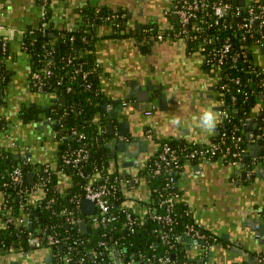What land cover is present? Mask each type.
I'll use <instances>...</instances> for the list:
<instances>
[{"label": "crops", "instance_id": "0c3cea01", "mask_svg": "<svg viewBox=\"0 0 264 264\" xmlns=\"http://www.w3.org/2000/svg\"><path fill=\"white\" fill-rule=\"evenodd\" d=\"M85 1L95 6L120 8L128 15V34L116 33L107 23L96 27V55L102 67V90L108 99L122 100L125 105L123 111L116 109L119 112L117 118H109L108 113H104L107 128L109 123L114 125L108 130L116 133L110 135L105 144L115 145L121 128L145 142L143 150L139 146L133 148L132 151H140L138 156L117 152L115 157H108L110 171L130 176L124 184V204L144 216L147 211L144 202L151 196V186L146 178H139L137 173L159 152L161 142L175 140L185 146L206 145L221 131L223 102L216 90L217 75L214 69L205 68V54L200 49L189 51L184 38L159 40L154 35L145 34V44H140L142 40L137 25H147L149 29H174V16L177 15L174 0H52L58 22L66 27L78 23L80 18L74 9ZM245 1L248 4L258 0ZM41 13L42 9L35 0H4L0 3V24L28 29L40 24ZM253 55L254 62L264 68V39L253 47ZM6 65L10 74L8 83L0 90L6 101L4 106H0V149L9 150L16 157H31L38 165L56 169L59 145L63 139L59 138L55 130L56 122L44 111V107L54 105L51 100L57 99V96L33 88L30 55L23 50L19 38L10 44ZM134 82L140 87L133 89ZM158 85L167 94V103L162 109L147 100L150 87L157 89ZM152 105L156 106L153 114L146 115ZM24 109L39 110L38 118L27 122L22 120L20 112ZM208 109L218 115V124L211 133L199 124L201 114ZM260 111L261 104L243 123V132L247 137L245 125L255 121L254 139H247V154H251L252 162L257 161L258 167L253 177H247L239 167L221 158L198 163L183 162L177 184L184 193L190 214L203 230L220 240L213 245L206 244L209 250L203 246L204 251L199 249V245L182 241L190 264H264V245L259 242L264 236H258L264 229V172L260 170L264 168V146L259 148L257 159L252 156L257 151L254 144H263L258 134ZM176 118L181 121L179 126L171 123ZM120 123L126 124L121 127ZM149 130L152 131L150 136ZM126 140H130V136ZM107 149V154L112 152ZM59 171V189L62 195H68L73 189V182L67 173ZM98 178L99 175H96L92 180L97 181ZM41 197L40 193L32 196L33 201ZM2 200L0 192V203ZM38 247L41 246L35 248ZM32 250L29 253V250L0 252V264L12 261L19 264H54V256L52 263L47 262L48 257L53 255L51 248L41 257L35 260L29 257L28 260Z\"/></svg>", "mask_w": 264, "mask_h": 264}, {"label": "trees", "instance_id": "16d2710c", "mask_svg": "<svg viewBox=\"0 0 264 264\" xmlns=\"http://www.w3.org/2000/svg\"><path fill=\"white\" fill-rule=\"evenodd\" d=\"M2 1L4 0H0V3ZM35 1L38 5L42 4V0ZM207 1L209 7L198 11L197 16L192 18L188 25L184 26L178 19L177 22L175 21L174 29L154 27V33L163 31L165 34L163 40L169 41L185 37L189 51L200 49L205 54V68L214 69L217 75L218 98L223 102V108L230 116L223 123L221 131L212 137L211 142H219L225 149L229 148L234 153H241L238 159L245 163L246 167H251L252 159L245 157L248 141L243 132V123L244 119L253 114L254 108L261 104L258 128L264 132V68L254 62L253 55V47L257 45L260 35L246 34L239 26L241 21L237 20L234 12L217 20L212 6L218 0ZM222 1L236 6L240 0ZM253 2L264 3V0ZM174 3L179 4V0H174ZM46 8L48 18L57 13L52 0H47ZM74 12L82 24H92L90 30L85 31L82 27L71 30L69 26L51 21L46 32L41 30L39 24L28 27L24 36L22 48L30 55L33 88L41 92L55 93L57 98H65L57 101L49 113L50 118L58 123L55 130L60 132L58 136L63 140L59 145L57 168H49V172L44 174L46 186L33 193L42 195L36 201H33V194L29 193L33 185L38 183V177L34 180V184H30L27 175L30 172L35 173L37 164L16 157L9 150L0 149V191H5L8 206L14 215L18 219L29 217L35 226L33 231H30L28 226H18L17 223L0 228V251L32 250L31 236H39L41 246H49L45 236L47 233H52L58 241L57 245L49 246L54 253V264H67L64 260L65 256H71L73 264L80 259H83V264H105V261L101 262L102 257L107 261L112 254L120 257L124 264L130 260H137L140 264H161V258L166 255H170L177 264H190L181 240L175 242L174 238H180L189 227L197 226V223L190 214L184 193L178 184L176 188L168 186L171 176L178 181L181 170L170 166L164 168L160 175H155L150 163H153L159 152L146 162L137 176L146 178L149 182L152 201L145 204L148 212L140 216L124 207L126 201L124 184L130 180V176L109 169L108 149L104 144L110 135L107 120L100 110L106 103L107 95L100 85L101 67L96 55L95 30L98 25L107 23L112 25L116 33L128 34L125 29L128 15L120 8L95 6L88 1L77 6ZM242 12L245 14L246 10ZM117 14L125 16L116 20L109 19L110 16ZM255 26L254 30L259 29L258 25ZM196 27L200 30L197 31ZM212 33H215V36ZM71 36H74V40L70 39ZM226 41L232 43L231 50L228 57L219 62L218 50ZM236 54L240 55L234 62L232 57ZM0 65V89H3L9 81L10 73L7 65L2 62V57ZM46 69H50L52 74L43 78L46 85L40 88V82L33 78V74L38 72L45 75ZM234 79H238L239 83ZM5 102V98L1 97L0 106H4ZM38 116L39 110L24 109L20 112L21 119L26 122ZM73 130L84 133L86 138L78 140L71 135ZM238 136L242 138V142L236 146L233 139ZM166 142L179 151L186 148L175 140L162 141L160 148ZM200 146L192 144L188 149ZM81 147L88 152V158L78 165L65 163L64 157L76 153ZM243 150L245 151L242 152ZM262 164H264V154ZM18 166L22 167L25 173V182L21 186L12 184L10 178L11 172ZM59 170L67 173L66 175L73 182V189L68 195H62L59 189L61 179ZM96 175H99L100 179L92 181ZM104 179L114 183L117 188L111 194V214L114 220L102 223L96 229L91 225L87 233L82 232L79 224L67 226L68 220L64 210L80 209L85 191L84 184L90 181L98 184ZM20 188L29 192L21 195ZM74 192L77 194L74 195ZM174 193H178L182 199H178L172 208L173 221L170 224L160 223L153 218V215L168 212L166 204H162V201ZM128 213H131V219ZM201 230L206 235L205 241L208 245L220 241L216 236ZM68 242H72V248L68 246Z\"/></svg>", "mask_w": 264, "mask_h": 264}, {"label": "built area", "instance_id": "2783aa9c", "mask_svg": "<svg viewBox=\"0 0 264 264\" xmlns=\"http://www.w3.org/2000/svg\"><path fill=\"white\" fill-rule=\"evenodd\" d=\"M86 2V1H85ZM83 2V3H85ZM47 0H42V4L39 5L42 9L41 13V30L43 32L47 31V28L50 25L51 21H57L58 22V15H54L51 18H48V10L46 8ZM83 3H80L79 5H83ZM209 7V2L207 0H179V4L175 5L176 14L178 15V18L180 20V23H182L184 26L188 25L192 18L197 16L198 11L206 9ZM212 9L214 11L215 17L217 20H221L223 17H225L228 13L234 12L235 16L237 18L242 17V21L239 23V26L244 29L246 34H250L251 36L254 35V33H259L260 39L257 40V44H260L264 39V3L263 2H250L243 6L242 4L238 3L236 6H233L230 2H224L222 0H218L213 3ZM246 10V13L244 14L242 10ZM125 15L124 14H117L110 16L109 19H121ZM117 23V22H116ZM259 26V29L254 30V26ZM119 26V24H117ZM72 30L76 27H82L85 31H88L91 29L92 24H82L81 20L76 23L75 25L69 26ZM256 27V26H255ZM197 31L200 30L199 27L195 28ZM150 35H154L159 40L164 39V32H160L158 34H155V28L151 27L149 30ZM32 32V31H30ZM152 32V34H151ZM183 33L185 34V31L183 30ZM27 34V29L20 30L14 27H5L4 25L0 24V40L2 41V62L6 64V62L9 59L10 56V44L16 39L19 38L20 42L23 46L24 44V36ZM213 36H215V33H212ZM71 40H74V36H71ZM185 39V37H184ZM232 43L229 41H226L224 45H222L218 52H219V62H222L226 57H228L229 52L231 50ZM240 54L234 55L233 61L236 62L238 60ZM99 66L101 67L100 63ZM1 69V65H0ZM102 70V67H101ZM102 73V71H101ZM45 75H42L38 72H34L33 78H35L38 82H40V88L41 86L46 85L45 80L43 79L45 76H49L52 74V71L50 69H46L44 72ZM236 83H239L238 79H234ZM225 88V86H224ZM70 89V88H69ZM1 90V89H0ZM235 100V98H233ZM126 104V103H125ZM156 106L152 105L150 109L146 111V115H152L153 111L155 110ZM263 109H264V103H263ZM223 123L226 122L227 119H229L228 111H226L223 107L220 111ZM259 138L263 140L264 144V132L262 130H259ZM60 133V132H58ZM152 134V131L149 130L148 136ZM71 135L76 137L78 140L85 139V134L81 133L77 130H73L71 132ZM259 139V140H260ZM242 142V138L238 136L237 138L233 139V143L238 146ZM185 149L179 151L176 149L173 145H171L169 142H166L163 144V146L160 148L159 154L157 157L153 159V163H150V168L153 170V173L155 175H160L164 168H169L170 166H174L177 170H181L183 162L189 161V162H203V161H212L216 158H221L226 162H230L233 165H236L239 167V170L241 172H245L246 176L251 178L253 177L257 171L258 167L256 165H252L251 167H246L245 163L241 162L238 159V156L241 154L239 152H232L229 148L225 149L221 143L219 142H210L206 145H201L200 147H195L192 149H188V146ZM243 150L242 152H244ZM88 158V152L85 150L84 147H81L77 150L76 153L70 154L69 156L64 157V161L67 164L74 163L75 165H78L81 161L86 160ZM28 161L32 162V158H27ZM264 167V164H263ZM49 166L48 165H36L35 173H34V180L38 177V183L33 185L32 189L30 190L29 194H33L34 192H38V190L43 189L46 186V181H44V174L49 172ZM11 183L14 185L21 186L25 182V173L24 169L20 166L16 167L10 175ZM136 180H139L138 177H135ZM100 178H98L99 180ZM93 181V180H92ZM87 182L84 184V197L83 200L89 199L95 203V212L93 214H84L82 211V205L79 210H68L67 208L64 210V213H66L67 216V224L69 226L81 224V222L86 221L88 224V227L91 225L94 227V229L98 228L102 223H108L112 222L114 220V216L111 214L112 212V201H111V194L116 191V185L112 182H110L108 179H104L100 183L96 184L94 182ZM176 178L171 176L170 182L168 183V186H171V188H176ZM128 182V181H127ZM132 182V180H131ZM3 196V200L0 203V220L1 225L8 226L12 223H17L16 225H26L29 228V225L33 223V221L29 217H23L21 219H18L12 209L8 206V201L6 199V193L5 191H0ZM27 190H22L20 188L19 193L21 195H24L23 193H28ZM152 192V191H151ZM178 199H182L178 193H174L168 196V198L164 199L162 201V204H166L168 212L165 214H157L155 213L153 215V218L160 223L170 224L173 221L172 218V208L174 207L175 202ZM185 202L187 203L185 197ZM152 201V193L148 201L144 202L150 203ZM142 204V203H141ZM124 207L126 209L132 210L131 208L127 207L124 204ZM146 213L148 212V208L146 207ZM134 212V210H132ZM128 217L131 219V213H128ZM81 228V226H80ZM89 229V228H88ZM172 229V228H171ZM202 227L197 224L189 227V229L185 232L187 235H190L192 238H198V239H206V235L201 230ZM45 233V232H44ZM182 236V235H181ZM46 240L48 242V245L50 247H53L57 245V240L54 234L47 233L46 234ZM181 237H175V242L180 240ZM30 242L40 243V237L39 236H31ZM72 242H68V246L72 248ZM2 252V251H0ZM54 256V253H53ZM64 260L67 262V264H73L71 263L72 257L71 256H65ZM102 263L105 261V264H124L123 261L120 259V257H117L115 254L110 255L109 259L106 261L105 257H102L101 259ZM161 264H177L175 260L171 258L170 255H166L165 257L161 258ZM75 264H83V259L78 260ZM125 264H140L137 260H130L128 263ZM150 264V263H147Z\"/></svg>", "mask_w": 264, "mask_h": 264}, {"label": "water", "instance_id": "95a60500", "mask_svg": "<svg viewBox=\"0 0 264 264\" xmlns=\"http://www.w3.org/2000/svg\"><path fill=\"white\" fill-rule=\"evenodd\" d=\"M240 3L245 6L246 4V1L243 0V1H240ZM126 10V9H125ZM124 11V10H123ZM129 16H132L131 13H129ZM174 18L176 20H178V16L175 15ZM237 20L239 21H242V17H239L237 18ZM180 23V22H179ZM256 26H257V23H256ZM129 25H128V22H126L125 24V29H126V32H129ZM136 28H139L140 29V34H141V40L140 41V44L141 45H144L145 44V30H148L149 27L147 25H144L142 27V25H137ZM125 33V32H124ZM150 35V34H149ZM147 42V40H146ZM3 54V51H2V41L0 40V56ZM150 82V81H149ZM148 82V83H149ZM140 87V85L137 83V82H134V86H133V89L136 88V87ZM153 92L152 94L150 92ZM148 94V93H147ZM3 97V93L0 91V98ZM60 100H65V98H57V99H52L51 102L52 103H56L57 101H60ZM147 100L149 102H152L153 104H155L156 106H158V108L160 107V109H162L164 107V104L167 103V94L163 91L162 89V86L161 85H158L157 89H155L153 86L150 87V90H149V97L147 98ZM55 107V104L53 105H49V106H46L44 107V111L49 114L51 109ZM117 108L121 109L120 111H123L124 108H125V105L123 104V101L122 100H118V99H115V100H110L107 98L106 100V103L105 105L100 109L103 113L107 112L108 113V116L109 118H112V117H115L117 118L119 116V112L118 110H116ZM113 112V114H112ZM254 120L251 121V123L245 125V130H247V139L248 140H252L254 139V129H253V126H254ZM58 123L56 122L55 123V126L57 125ZM124 124L126 123H120V126H124ZM0 126H1V123H0ZM113 124L112 123H109L108 124V128L109 130L113 128ZM260 131H258L259 133ZM109 135L113 136V135H116V133L111 130L109 131ZM130 136V140H126L128 137ZM143 144H145L144 141L141 140V137L137 136V135H130V133L128 134V132H125L123 128H121L120 130V134H118V139L116 141V144L112 146V144H104V146L106 148H109L111 149V153L108 154V157H115L116 156V153L117 152H126L128 154H130L131 156H138L140 151H132L134 147H140L141 150H143ZM261 146H264V144H260L259 142L255 143L254 144V147L257 148V151L255 150V153L252 155L253 157H255L256 159L258 158V155H257V152L259 150V148ZM245 157H251V154H246ZM253 163L256 165L257 164V161L254 160ZM262 170L261 172H264V168L260 169ZM28 180H29V183L30 184H34V173L33 172H30L28 173ZM133 183V181H132ZM82 211L83 213L85 214H93L95 212V203L89 199H84L82 201ZM67 226H69L67 224ZM80 226L82 227V232L83 233H87L88 231V225H87V222L86 221H83L81 222ZM35 228L34 224L31 223L29 225V229L30 231H33ZM258 236L262 238V236H264V229L263 231H261V234L258 233ZM181 242L182 241H187V243L191 244L193 243L194 245H199V249H201V251H204V247L203 246H206L207 249L209 250L210 247L207 246V242L205 240H201V239H198V238H190L188 237V235L186 233H184L182 236H181ZM259 242L264 245V238L260 239ZM31 246L34 248V247H37V246H41V244L39 242H35V243H31ZM264 250V248H263ZM28 253L30 252L27 251ZM27 253V254H28ZM210 254L212 255V252H210ZM205 260H208V258H206ZM47 262H50L52 263L53 262V255H50L47 259ZM9 264H19L18 261H12L10 262Z\"/></svg>", "mask_w": 264, "mask_h": 264}, {"label": "clouds", "instance_id": "9594fccd", "mask_svg": "<svg viewBox=\"0 0 264 264\" xmlns=\"http://www.w3.org/2000/svg\"><path fill=\"white\" fill-rule=\"evenodd\" d=\"M171 123L173 125L179 126L181 124V121L179 118H176L173 119ZM199 124L203 130L211 133L218 124V115L211 109L205 110L199 118Z\"/></svg>", "mask_w": 264, "mask_h": 264}, {"label": "rangeland", "instance_id": "374dc122", "mask_svg": "<svg viewBox=\"0 0 264 264\" xmlns=\"http://www.w3.org/2000/svg\"><path fill=\"white\" fill-rule=\"evenodd\" d=\"M48 248L50 249L49 246L44 245L38 248H35L32 250V252L29 254L28 256V260L31 258L32 260L37 259L38 257H41L43 255V253H45L46 251H48ZM30 257V258H29Z\"/></svg>", "mask_w": 264, "mask_h": 264}, {"label": "flooded vegetation", "instance_id": "af4514ba", "mask_svg": "<svg viewBox=\"0 0 264 264\" xmlns=\"http://www.w3.org/2000/svg\"><path fill=\"white\" fill-rule=\"evenodd\" d=\"M149 30V29H148ZM148 30H145V33H147L146 35H148L149 34V31Z\"/></svg>", "mask_w": 264, "mask_h": 264}]
</instances>
